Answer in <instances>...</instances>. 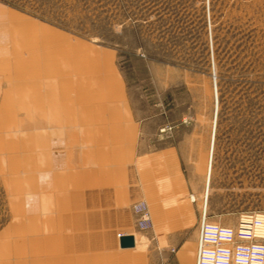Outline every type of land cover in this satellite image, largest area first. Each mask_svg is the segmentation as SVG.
I'll use <instances>...</instances> for the list:
<instances>
[{"label":"rangeland","instance_id":"374dc122","mask_svg":"<svg viewBox=\"0 0 264 264\" xmlns=\"http://www.w3.org/2000/svg\"><path fill=\"white\" fill-rule=\"evenodd\" d=\"M0 75L1 90L16 103L11 110L25 122L32 116L47 125L64 104L62 120L83 147L106 120L149 118L172 126L159 131L165 136L188 123L182 183L194 192L168 203L172 214H189L191 195L202 210L216 83L207 213L234 225L240 212L264 209V0H0ZM17 127L0 131L25 137ZM28 161L18 162L19 175ZM0 164V264H58L56 242L47 253L57 232L28 222L25 177L11 182L9 161ZM160 217L152 219L155 228ZM76 231L67 229L65 264L94 251L99 264L164 262L152 230L139 233L131 249L116 238L113 251L89 231L75 248Z\"/></svg>","mask_w":264,"mask_h":264},{"label":"crops","instance_id":"0c3cea01","mask_svg":"<svg viewBox=\"0 0 264 264\" xmlns=\"http://www.w3.org/2000/svg\"><path fill=\"white\" fill-rule=\"evenodd\" d=\"M2 80L0 75V130L18 126L25 130L26 136H20L21 132L12 136L8 131H0L1 136L8 138L0 137V161H9L11 182L15 174L16 179L25 177L21 179L24 189L20 191L25 194L28 222L42 225L43 230L47 227L48 234L57 232V237L48 236L47 253L53 251L50 248L56 242L58 264H65V257L71 256L65 253L70 226L78 231L74 233L75 248L76 242L80 241L78 247L82 245L87 231L94 236L93 242L105 241L108 251H113L112 242L116 238L120 243L119 232L133 235L136 246L137 235L148 231L137 227L132 210V205L141 200L148 203L152 219L161 216L158 227L153 223L148 234L152 230L163 264H195L201 208L196 198L193 201L194 195L188 201L189 214H172L167 206L186 192H194L182 183L185 176L181 146L190 136L188 123H175L172 136H165L159 133L163 123L149 118L137 122L106 120L103 130L91 135L90 145L83 147L77 143L80 139L73 140L75 134L62 120L64 104L54 105L58 110L49 115L47 125L35 124L32 116L25 122L11 110L16 103L13 97L4 95ZM23 158L29 161L24 169L21 167L25 174L19 175L18 162ZM28 178H32L31 182H27ZM185 227L189 229L188 235L182 233ZM75 248L73 256L78 257ZM86 254L85 259L79 256L75 264H99L97 252Z\"/></svg>","mask_w":264,"mask_h":264},{"label":"built area","instance_id":"2783aa9c","mask_svg":"<svg viewBox=\"0 0 264 264\" xmlns=\"http://www.w3.org/2000/svg\"><path fill=\"white\" fill-rule=\"evenodd\" d=\"M171 129L164 126L161 131ZM132 209L141 230L153 227L145 200L135 202ZM195 264H264V209L240 212L236 224L225 225L210 220L206 207H202Z\"/></svg>","mask_w":264,"mask_h":264},{"label":"bare ground","instance_id":"6f19581e","mask_svg":"<svg viewBox=\"0 0 264 264\" xmlns=\"http://www.w3.org/2000/svg\"><path fill=\"white\" fill-rule=\"evenodd\" d=\"M213 96H214V112H213V124H212V133H211V140H210V147H209V155H208V164H207V174H206V180H205V187L203 192V207H206V204L209 199V192H210V175H211V162H212V154H213V146H214V140H215V123L217 122L216 114L218 110V101H217V87L216 83L213 85ZM122 237V236H121ZM120 237V238H121Z\"/></svg>","mask_w":264,"mask_h":264},{"label":"water","instance_id":"95a60500","mask_svg":"<svg viewBox=\"0 0 264 264\" xmlns=\"http://www.w3.org/2000/svg\"><path fill=\"white\" fill-rule=\"evenodd\" d=\"M121 247H132L135 245L134 236L126 234L120 238Z\"/></svg>","mask_w":264,"mask_h":264}]
</instances>
